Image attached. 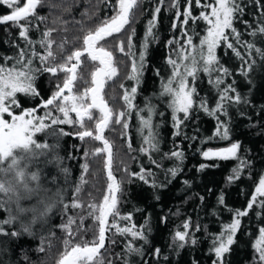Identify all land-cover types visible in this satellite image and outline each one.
I'll use <instances>...</instances> for the list:
<instances>
[{"label":"trees","instance_id":"1","mask_svg":"<svg viewBox=\"0 0 264 264\" xmlns=\"http://www.w3.org/2000/svg\"><path fill=\"white\" fill-rule=\"evenodd\" d=\"M116 0H44L37 8L38 16H45L47 20L41 23L35 18L32 24L36 25L29 36L33 40H39L46 28H55L52 38L56 44L64 43V50L59 56L70 55L72 51L83 47L82 29H94L106 17L114 14ZM214 3V0H200L201 6L196 5V0H179V11L181 16L177 18L176 9L171 8V0H142L136 12L135 20L126 26L127 31L122 34H114V38H108V43L114 45L119 40L126 41L127 35L134 28L136 35L133 43L136 46L137 57L141 41L144 39L146 26L152 19L153 11L157 5L161 11L157 14V26L153 32L158 39L149 40V47L145 57L143 75L139 85L129 80L131 61L124 54L115 52V58L120 61L118 65V78L108 82L106 86V99L115 113L124 111L126 105L122 99L125 89L137 87V94L133 101L136 106L127 119L129 128L126 135H122V125H114L111 131L106 130V136L113 143L114 164L113 174L118 181L122 182V192L119 195L120 215L131 214V221H120L119 226L125 227L135 225L147 236V242L137 239L133 247L140 248V253H128L126 244L132 240L130 235H120L111 229L106 236L112 237L111 244L105 242V250H101L100 258L104 264H213L217 260L215 253L210 251L214 246V237L224 231V225L230 224L237 212L247 209V215L239 217L240 227L234 236V243L229 246V251L222 257L223 264H259L258 254L253 245L259 239V229L264 227V207L257 203L248 209V202L264 175V57L257 55L254 49L249 52L244 43H236L231 30H226L229 42L245 57L255 60V65L248 71L245 77L241 74L242 65L231 49L221 43L217 49L219 65L226 67L230 75L225 76L222 72L198 73V79L193 84L189 78V85L194 86L196 94L193 95V108L189 112V118L180 126V134L174 136L176 129L173 127L172 110L169 108L170 97L161 95L162 82H166L172 73V67L167 63L171 57L176 59L178 45H169V40H179L181 44L187 39L180 29L183 22L184 7H189L193 16H199L201 11L206 13L210 8L203 5ZM243 14H234L233 26L240 33L242 42H250L255 47L264 50V34L251 32L264 26V0H236ZM12 9L0 3V15L8 14ZM59 17L66 23L53 24L52 21ZM177 27H172L173 22ZM24 23V21H21ZM207 24L198 20L195 24L189 20L184 25V30L192 36L193 44L199 45L200 38L206 34ZM25 41L19 37V27L13 26L11 22L0 24V66L11 68L18 59L20 49L25 48ZM35 47L41 54L43 49L39 45ZM185 47H187L185 45ZM54 52H58L55 45ZM34 66L40 67L39 60H34ZM95 64L86 57L82 58V65L78 68V74L90 82V73ZM219 77L223 83L218 89L210 83ZM64 74L54 78L51 74H40L35 86L39 95L32 97L23 93L17 94L19 107L11 109L13 115H21L27 109H36L35 115L43 116L47 109L42 106V101L47 100L57 90V85L62 86ZM234 83L236 93L242 97L239 103L227 105V115L218 113L219 120L227 124L229 138L227 140L214 137L217 129V119L203 111L199 104L205 101L209 109L215 107L219 99V91ZM79 91L88 86L83 81H78ZM121 84L124 88H121ZM246 101V102H245ZM154 109L152 121L159 127L156 129L159 142L158 151L142 153L143 145L141 133L138 131L140 124L136 111L143 109L141 113L147 116V107ZM162 114V115H161ZM53 115H60L53 112ZM183 119V114H179ZM74 118V116H73ZM4 119L10 121L11 116L4 114ZM50 123L49 120L45 121ZM88 126L94 130V121ZM57 129L63 128L68 134L58 131L42 130L34 135L35 146L37 144L46 147H37L41 155L36 157L37 166L43 172V179L50 185H61L64 189L63 204L59 210L52 215L47 225L36 228L29 234L19 228L17 222H7V209H0V264H60L66 251L64 240L68 233L61 225L66 223L69 217L74 219L70 226L75 231L81 228L80 239L92 240L93 234H98V222L88 216L89 204H99L107 191V172L104 169L105 154L98 157H85V150L95 147H103L99 141L86 138L81 141L76 135L80 131L79 125H57ZM146 135V130L144 132ZM239 141L237 158L220 159L218 157L205 158L202 152L207 148H219ZM131 144V150L128 144ZM55 149L61 156V166L66 167V172H60L55 162L48 156ZM172 151L183 152V159L171 157ZM167 154V155H166ZM246 161L241 169L238 179L229 183V176L233 175V169L237 167L240 160ZM152 161H155L153 163ZM85 162L89 163V171L85 172L81 167ZM159 165V166H158ZM201 165H206L201 169ZM151 172L148 182L140 180L131 173ZM177 168L175 176L168 171ZM83 175L85 183L80 184ZM155 182V186L153 185ZM187 182V183H185ZM81 187L79 193L75 192L77 186ZM223 196V203L220 197ZM77 198L79 208H73V199ZM68 207L65 210L64 205ZM84 220L81 222L80 217ZM147 221V224H145ZM188 221V238L184 246L180 247L179 241L173 239L177 230L184 231L183 224ZM112 218H109V223ZM144 225V228H140ZM39 227V226H38ZM196 243H192V240ZM43 241V244L41 243ZM73 244L77 237H72ZM44 247V252L37 249ZM159 249L157 254L156 250Z\"/></svg>","mask_w":264,"mask_h":264},{"label":"snow or ice","instance_id":"2","mask_svg":"<svg viewBox=\"0 0 264 264\" xmlns=\"http://www.w3.org/2000/svg\"><path fill=\"white\" fill-rule=\"evenodd\" d=\"M0 3L12 9L10 14L0 15V24L11 22L13 26H18L19 37L25 41L26 45L25 48L20 49L18 59L5 58L6 60H15L11 68L0 66V158L8 155L10 150L18 145L27 147L30 143H34V135L42 130L47 129L58 131L61 134H68L63 128L57 129L53 126L79 125L81 130L77 131L76 135L81 141L87 142L86 138H90L93 141L101 142L103 145V147L85 150L84 156L95 158L101 154H105L104 169L107 172V191L103 195L102 202L99 204L95 202L89 204L90 210L88 211V216L92 217L95 222H98V234L94 233L92 240L80 239V235L82 234L81 228L78 226L74 231L70 227L74 223L72 217H69L67 222L61 225V228L65 229L68 233V238L64 240L65 248H68L69 245L72 246L70 251L64 253L60 264H104V261L100 258V254L102 249L107 250L105 247L106 240L110 244L112 242V237L106 236V233L111 229H115V232L120 235H130L132 237V240L125 246L128 253L142 254V250L133 247V244L137 239L147 242L145 233L137 229L134 224L121 227L117 222V218L120 221H131L132 215L130 213L120 215L119 212L118 204L119 195L122 192V182L118 181L113 174L115 159L113 143L106 136V130L111 131L114 125H122L123 131L121 134L126 135L129 123L127 119H122V117L130 116L136 107L133 101L137 94V87L133 86L130 91L125 89L122 99L126 108L124 111L115 113L106 99V86L108 82L113 81L114 78H118V65L120 61L115 58V52L124 54L131 61V70L126 78L135 81L136 85H139L143 75L149 40L155 41L158 39L154 35L153 30L157 26V14L161 11L160 6H156L152 19L147 23L138 57L136 46L133 43V37L136 35L134 28L127 35L126 41L121 39L112 45L108 43V38H114V34H122L127 31L126 26H129L135 20L136 12L142 0H116L113 6L114 14L110 18L106 17L94 29H82L84 31L83 47L72 51L70 55L61 57L58 53L63 52L64 43H55L52 38V33L56 31L55 28H46L39 40H33L29 36L30 31L36 27V25L32 24L31 18H35L41 23H45L47 20V17L37 15V8L44 3V0H26L22 7L18 6V0H0ZM160 3L163 4L164 0H160ZM189 3H191V0H189ZM256 3L259 4V0H256ZM196 5L201 6L200 0H196ZM170 7L176 9V16L179 18L181 16L179 0H171ZM203 7L210 8L211 11L207 13L201 11L198 17L192 15L189 7H184L182 13L184 19L180 25V29L187 36V39L183 44L179 40L168 41L169 45L176 44L179 46L176 51L177 58L173 59L170 57L167 60V63L172 67V73L166 82H162L163 90L161 92L162 96L168 95L170 97L168 106L172 110L173 127L176 129L173 133L174 136L180 134V126L189 118V112L193 108V95L196 94V89L194 86L189 85V78H191L194 84L201 70L209 74L213 72H222L225 76L231 74L228 68L217 67L219 65L217 49L222 42L241 60L242 65H246V67L242 66L240 70L242 75L246 77L248 71L255 65V60L245 59L241 52L234 47V44L229 42L226 30L230 29L235 42L244 43L250 53L254 49L257 55L264 57V50L255 47L253 43L242 42L240 33L233 26L234 14L236 12L243 14V9L236 3V0H214V3L205 4ZM261 17L264 19V13L261 14ZM190 19L193 24L198 20H203L207 24L206 34L200 38L199 45L193 44L192 36L188 35L184 30V25L188 24ZM21 21H24V23H21ZM52 23L64 24L66 22L56 17ZM172 27L174 29L177 27L175 21ZM257 32L264 34V26L253 30L251 35L255 36ZM32 45H39V48L43 49V54L35 47H31L29 51V46ZM54 45L58 52L53 51ZM83 57H86L95 64L94 70L90 73V82L78 74V68L82 65ZM36 59L39 60L40 67L34 66V60ZM61 73L64 74L62 86L58 84L57 90L47 100L42 101L43 108L47 109L43 116L35 115L36 109H27L19 116L12 114L11 109L14 106L19 107L16 98L18 93L32 97L39 95L35 83L40 74H51L52 77L58 78V75ZM78 81H83L88 86L84 87L83 91H79ZM210 83H213L219 89L223 81L217 77L215 81H210ZM234 83L219 91V99L215 107L209 109L207 103L203 100L199 104V107L205 113L217 119V129L213 136H218L225 140L229 138V128L227 124L219 120L217 114L223 113L227 115V105L229 103H239L242 100V97L238 93L234 96L229 95L230 92L236 93ZM121 88H124L123 84H121ZM146 107L148 113L146 117L141 115L144 111L143 109L136 111L140 124L138 131L141 133L142 143L145 145L140 149L142 153L159 150L158 133L156 131L159 126L154 125L152 121L154 109L149 106ZM53 112L62 114V118L60 115H53ZM5 113L11 116V122L4 119ZM181 113L183 114V119L179 116ZM71 114H75L74 118ZM25 116L28 118L25 119ZM46 120H49L50 123H46ZM93 121L94 130L88 126ZM145 130L146 135L144 134ZM36 146L46 147V145L41 144H37ZM128 148L131 150L130 143L128 144ZM239 148L240 143L237 141L231 143L227 148L209 149L202 152V155L205 158L218 157L225 160L237 158ZM183 155V152L180 151L171 152V157L180 160L183 159ZM152 162L155 163V161ZM246 163L243 159L240 160L237 167L233 169V175L228 178L229 183L239 178L241 169ZM81 167L85 172L89 171L88 162L82 164ZM200 167L203 169L206 165H201ZM168 171L172 176H175L178 169L171 168ZM131 175L137 176L140 180L147 183V177L153 175V173L145 172L141 168L140 172L131 173ZM84 183L85 180L82 175L80 184ZM153 185L155 186L154 181ZM80 191L81 187L78 185L75 192L79 193ZM258 197H264V176L260 178L259 184L256 186L252 198L248 202V209H251L257 203ZM220 203H223V196L220 197ZM259 205L264 207V199L259 200ZM80 206L78 199L74 198L72 207L79 208ZM67 207L68 205L65 204V210ZM245 215H247V209L244 211L237 210L233 221L230 224L224 225V231L214 237V246L210 251L215 253L217 260L213 264H223L222 257L229 251V246L234 243V236L240 227L241 221L239 217ZM110 217L112 218L111 223H109ZM80 220L83 222L84 217L81 216ZM145 224H147V221H145ZM140 228H144V225H141ZM183 228L184 231L177 230L173 237L175 241L180 242V247L184 246V242L189 235L188 221L184 222ZM0 231H3V229H0ZM72 237H77L78 242L73 244ZM191 242L196 243L194 239ZM41 243L43 244V241ZM253 247L256 253H258L259 264H264V227L259 229V239ZM44 250V247L37 249L39 252H44ZM156 252L158 254L159 249ZM125 264H128V262L125 261Z\"/></svg>","mask_w":264,"mask_h":264},{"label":"clouds","instance_id":"3","mask_svg":"<svg viewBox=\"0 0 264 264\" xmlns=\"http://www.w3.org/2000/svg\"><path fill=\"white\" fill-rule=\"evenodd\" d=\"M40 155L30 143L27 147L18 145L0 158V209H7L8 223L17 222L29 234L49 223L64 198L61 185L50 186L43 179L36 163ZM48 159L55 162L58 171L66 172L67 168L61 166L63 158L55 149Z\"/></svg>","mask_w":264,"mask_h":264},{"label":"rangeland","instance_id":"4","mask_svg":"<svg viewBox=\"0 0 264 264\" xmlns=\"http://www.w3.org/2000/svg\"><path fill=\"white\" fill-rule=\"evenodd\" d=\"M26 2V0H18V6H20V7H22L23 6V4ZM12 11V10H11ZM11 11L8 13V14H10L11 13ZM210 11H211V9H210ZM209 11V12H210ZM8 14H6V15H8ZM74 62V61H73ZM22 115V114H21ZM72 116H75V114H71ZM28 117L27 116H25V119H27ZM8 122H11V119H10V121H8ZM230 145H228V146H225V147H219V148H207V149H205L204 151H207V150H209V149H212V150H217V149H221V148H227V147H229ZM203 151V152H204ZM264 176V175H263ZM259 184V183H258ZM257 184V185H258ZM255 191V190H254ZM258 254V253H257Z\"/></svg>","mask_w":264,"mask_h":264}]
</instances>
